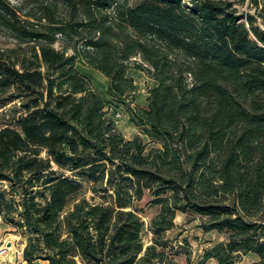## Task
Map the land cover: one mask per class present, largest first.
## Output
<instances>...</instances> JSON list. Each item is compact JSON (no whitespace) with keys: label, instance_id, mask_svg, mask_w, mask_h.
I'll use <instances>...</instances> for the list:
<instances>
[{"label":"trees","instance_id":"obj_1","mask_svg":"<svg viewBox=\"0 0 264 264\" xmlns=\"http://www.w3.org/2000/svg\"><path fill=\"white\" fill-rule=\"evenodd\" d=\"M52 1L32 21L0 0V25L33 43L0 49V110L17 100L22 110L0 125V213L21 216L25 261L178 264L166 233L188 213L227 234L198 264H237L252 252L264 264V30L255 16L243 20L230 0ZM252 1L264 19V0ZM80 63L109 78L116 103L135 90L132 67L155 80L132 120L162 147L126 137ZM147 193L160 206L148 246L136 206Z\"/></svg>","mask_w":264,"mask_h":264},{"label":"rangeland","instance_id":"obj_2","mask_svg":"<svg viewBox=\"0 0 264 264\" xmlns=\"http://www.w3.org/2000/svg\"><path fill=\"white\" fill-rule=\"evenodd\" d=\"M13 7L16 8L20 17L23 20L36 21L39 16L44 15L45 7L48 6L52 0H6ZM130 4L140 3L144 0H128ZM233 1L235 7L238 9L240 15L244 16L247 21L250 14L254 15L259 25L264 30V19L260 14V9L256 8V5L252 0H230ZM59 12L62 14L66 11L65 7L59 5ZM64 16V15H63ZM33 43L25 42L21 43L12 36V34L6 29V27L0 25V49L6 50L9 48H19L23 46L27 48ZM57 46L62 48L58 43ZM72 53V51H70ZM133 60L143 62L141 57H136ZM134 62V61H133ZM80 70L90 78L92 87L101 92L109 102L110 115L115 119V122L120 130L126 135L127 138H133L135 136H141L143 141L148 144V151L153 147H162V144L156 138H153L145 133L142 126L135 124L132 120V112L135 114L140 108L148 106V95L151 88L156 85L154 79H152L146 72L138 70L135 67L129 72V75L134 79L135 90L131 92L127 98L122 102L116 103L111 101L108 95V89L110 86L109 78H107L101 71L92 68L90 66L79 64ZM21 102L19 100L7 105L0 110V125L4 123H15V118L22 114L20 107ZM120 113V117L117 116ZM57 170L60 171L58 167ZM3 188L11 190L9 183H2ZM88 189L90 186L88 183L84 184ZM93 195L92 192L88 193V197ZM153 196L147 193L145 198L136 202V206L140 208V214L143 220L146 222V229L144 239L146 245L153 244L154 234L151 231V221L160 211L159 205L151 203ZM15 218V223L5 221L3 215L0 213V248L5 244L8 238L14 240V245L17 246L23 240L28 241L25 236L26 228L18 227L17 223L21 221V216L15 213L11 216ZM206 217L197 214H178L177 227L169 230L166 233V239L169 240L168 247L164 250L170 255L174 256L178 264H198L203 261L204 254L207 248H210L219 241L227 239V234L216 230L206 232L201 224L206 222ZM13 244L10 245L12 247ZM18 254V252H17ZM11 255L5 254L0 256V264H22L18 258L16 261H11L9 258ZM191 258V260L189 258ZM259 259L258 255L254 252L243 255L237 260V264H253ZM44 261V262H43ZM191 261V262H190ZM27 262V261H26ZM28 263V262H27ZM24 263V264H27ZM38 264H50L47 260H42ZM205 264H218L216 259H210Z\"/></svg>","mask_w":264,"mask_h":264},{"label":"crops","instance_id":"obj_3","mask_svg":"<svg viewBox=\"0 0 264 264\" xmlns=\"http://www.w3.org/2000/svg\"><path fill=\"white\" fill-rule=\"evenodd\" d=\"M8 242V245L10 246V244H13L12 247L9 248L7 254L11 255L10 257H7V259L9 258L11 261H16L18 258L20 259V262H22V264L27 263L24 259V250L27 246V241L23 240V242H21L19 245L15 246L14 244V240L8 238V240L6 241ZM18 252V254H17ZM41 260H37L33 263H27V264H38L40 263ZM44 262V261H43Z\"/></svg>","mask_w":264,"mask_h":264},{"label":"built area","instance_id":"obj_4","mask_svg":"<svg viewBox=\"0 0 264 264\" xmlns=\"http://www.w3.org/2000/svg\"><path fill=\"white\" fill-rule=\"evenodd\" d=\"M120 113H117V116L120 117ZM10 246L8 244H5L4 246H2L0 248V256H3L5 254H7L8 250H9Z\"/></svg>","mask_w":264,"mask_h":264},{"label":"water","instance_id":"obj_5","mask_svg":"<svg viewBox=\"0 0 264 264\" xmlns=\"http://www.w3.org/2000/svg\"><path fill=\"white\" fill-rule=\"evenodd\" d=\"M11 245V244H10Z\"/></svg>","mask_w":264,"mask_h":264}]
</instances>
